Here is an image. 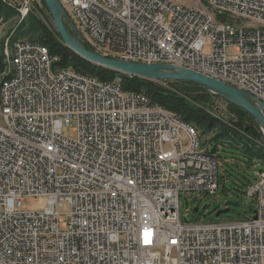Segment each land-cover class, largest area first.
Segmentation results:
<instances>
[{
	"label": "built area",
	"instance_id": "1",
	"mask_svg": "<svg viewBox=\"0 0 264 264\" xmlns=\"http://www.w3.org/2000/svg\"><path fill=\"white\" fill-rule=\"evenodd\" d=\"M60 2L95 51L207 74L264 112V0ZM29 4L18 3L22 19ZM10 56L18 70H9ZM4 57L0 264H264V169L244 189L257 204L250 216L183 220L182 193L220 186L219 156L197 128L150 94L60 66L36 39ZM37 196L43 209L21 208Z\"/></svg>",
	"mask_w": 264,
	"mask_h": 264
},
{
	"label": "rangeland",
	"instance_id": "2",
	"mask_svg": "<svg viewBox=\"0 0 264 264\" xmlns=\"http://www.w3.org/2000/svg\"><path fill=\"white\" fill-rule=\"evenodd\" d=\"M22 1L23 0H0V77L3 75V70L5 68L4 48L5 51L6 49L9 50V54H15L13 40H21L20 38L32 39L38 37V35L40 36L39 20L43 21L49 27H55L53 17L48 7L47 9L44 8L39 0H32L33 4L32 6L29 4V12L22 19V14L18 9V3ZM70 11H79V8H75L70 4ZM256 23L258 22H247V24ZM7 41H9V43L13 41L11 47H5ZM8 67L14 68L16 66L15 63L8 62ZM158 83L168 85V81ZM207 109L212 114L219 116L227 122H234V120L239 119L236 107L229 104L228 101L222 97L215 96L213 101L209 103ZM249 122V120H247V123L245 121L246 124ZM255 122V127L258 129L260 135L255 138L251 135L248 137L253 138L255 144H260L264 147L260 126L256 119ZM63 129L66 134H70L73 132V124L67 125ZM197 130L199 131L203 143H207L216 133H218L216 129L207 132H204L201 128H198ZM254 135L256 136V134ZM185 138L186 136L183 134L182 139L184 140ZM220 140L223 144H217L216 146V153L219 156L218 178L220 186L214 193L201 194L199 192H194L192 196L182 193L180 213L183 220H191L195 218L207 221L213 219L218 221L242 219L250 216L257 206L256 201L245 195L244 189L246 188V185L253 180L254 171L264 169V162L258 157H252L251 160L245 152L239 148L242 147V142H232L230 141L229 136ZM230 143L241 146H233L230 145ZM227 200H236L238 201V204L230 206L229 211L216 216L215 212L218 209L223 208ZM45 206V196H37L34 198L26 197L21 204V208L31 210L43 209ZM196 208L198 209L196 210ZM59 209L60 211L68 212L70 210L69 202L64 201Z\"/></svg>",
	"mask_w": 264,
	"mask_h": 264
},
{
	"label": "trees",
	"instance_id": "3",
	"mask_svg": "<svg viewBox=\"0 0 264 264\" xmlns=\"http://www.w3.org/2000/svg\"><path fill=\"white\" fill-rule=\"evenodd\" d=\"M42 3L44 8L47 9L44 0H42ZM39 23L40 36L38 35V37L32 39H36L37 42L49 48L52 54L57 55L59 57L57 63L60 66L72 67L107 81L118 80L126 90H138L148 96L150 94L154 101L165 105L167 108L174 111L181 119L192 124L195 128H201L204 132L216 129L218 133L210 140V142L213 143V152H216L217 144H223L220 139L229 136L232 142H242L243 148L239 147L241 145L238 146L234 143H230V145L241 148L250 159L252 157H258L264 162V147L260 144H255L253 138L248 137L251 135L255 138L260 135L258 129L255 127V118L244 108L192 81L169 80L168 85H162L141 76L118 72L95 64L69 48L63 42L56 27H49L41 20H39ZM13 41L11 43L7 41L5 47H11ZM215 96L222 97L228 101L229 104L235 106L239 119L234 120V122H227L219 116L212 114L207 108ZM247 120L250 121L248 124H246ZM254 134H256V136Z\"/></svg>",
	"mask_w": 264,
	"mask_h": 264
},
{
	"label": "water",
	"instance_id": "4",
	"mask_svg": "<svg viewBox=\"0 0 264 264\" xmlns=\"http://www.w3.org/2000/svg\"><path fill=\"white\" fill-rule=\"evenodd\" d=\"M44 1L53 17L56 30L60 34L63 42L83 58L118 72L145 78L188 80L198 83L244 108L258 121V123L264 124V112L261 110V107L250 100L248 92L207 74L186 67H179L169 62H136L103 55L87 46L80 38L76 25L71 21L70 15L65 10L60 0ZM67 21L71 22L73 30L69 28ZM237 204L238 201L236 200H227L225 202V207L218 209L215 214L220 215L223 212H227L230 210V206ZM197 209L198 208H196V210Z\"/></svg>",
	"mask_w": 264,
	"mask_h": 264
},
{
	"label": "bare ground",
	"instance_id": "5",
	"mask_svg": "<svg viewBox=\"0 0 264 264\" xmlns=\"http://www.w3.org/2000/svg\"><path fill=\"white\" fill-rule=\"evenodd\" d=\"M78 2H80V0H71V3H78ZM75 8L76 7H78L79 8V4H72ZM18 42H21V40H15L14 41V50H15V54H9V55H17L16 53H17V43ZM37 43H39V42H37ZM40 44V46H45V45H43V44H41V43H39ZM47 48V47H46ZM8 62H13V63H15V66L16 67H14V68H10L9 67V70H18V63H17V56H10V57H8ZM87 76H92V77H96V78H98L97 76H95V75H93V74H87ZM143 78H145V77H143ZM147 79H149V78H147ZM112 83L113 84H115L116 85V87H119V88H121V89H124L123 87H122V85H121V83L118 81V80H113L112 81ZM133 92H137L138 94H141V96H143V97H147V98H149V96L147 95V94H145V93H143V92H139L138 90L136 91V90H132ZM259 124V123H258Z\"/></svg>",
	"mask_w": 264,
	"mask_h": 264
}]
</instances>
